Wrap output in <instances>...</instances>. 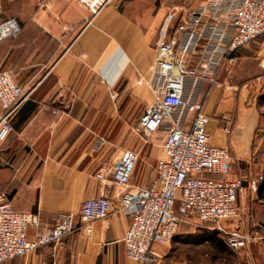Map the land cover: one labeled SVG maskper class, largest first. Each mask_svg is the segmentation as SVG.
<instances>
[{"label":"crops","instance_id":"crops-1","mask_svg":"<svg viewBox=\"0 0 264 264\" xmlns=\"http://www.w3.org/2000/svg\"><path fill=\"white\" fill-rule=\"evenodd\" d=\"M185 11L181 0H0V23L16 17L22 26L17 37L0 42V71L29 93L12 116L11 132L0 149V192L15 210L38 213L47 225L58 213L71 212L81 226L87 199L108 195L113 203L107 218L92 223L91 233L78 229L57 245L3 264H135L124 242L131 217L122 209L120 187L96 173L104 161L115 164L123 150L135 148L140 158L131 184L150 185L156 178L155 164L165 156L163 134H155L146 149L134 127L154 98L145 80L151 76L156 45L171 35ZM236 56L216 84L197 83L193 77L185 85L186 99L204 101L211 144L227 147L234 158L229 179L253 173L258 129L252 134L239 128H255L259 118L248 106V85L239 87L238 81L262 68L247 50ZM100 137L107 142L96 150ZM193 229L192 234L180 229L172 244H200L196 237L211 243L206 235L217 230ZM34 234L30 227L29 238ZM226 250H218L220 264H264V241L233 258Z\"/></svg>","mask_w":264,"mask_h":264},{"label":"built area","instance_id":"built-area-1","mask_svg":"<svg viewBox=\"0 0 264 264\" xmlns=\"http://www.w3.org/2000/svg\"><path fill=\"white\" fill-rule=\"evenodd\" d=\"M181 1L186 11L178 16L171 35L156 45L151 76L145 80L153 101L134 127L142 137L163 134L165 156L155 164L156 178L150 185L131 184L140 158L135 148L123 150L115 164L104 161L96 173L98 179L120 187L122 209L131 217L124 242L135 264H160L157 248L170 245L181 226L194 224L193 220L215 223L236 251L262 238L258 231L253 235L222 225L239 215V192L246 177L228 178L234 158L227 147L211 144L204 101L186 99L185 85L193 77L197 83L204 79L216 84L242 48L264 37V0H201L196 7L193 0ZM21 31L18 19L8 18L0 23V42ZM28 96L10 73L0 71V149L11 132L12 116ZM106 142L100 137L94 148L99 150ZM248 181L256 190L258 180ZM112 207L110 197L100 195L83 202L81 226L71 212L58 213L47 225L41 224L38 213L15 210L9 196L0 192V264L44 245H57L78 229L91 233L92 223L107 218ZM30 227L35 228L33 238L28 235Z\"/></svg>","mask_w":264,"mask_h":264},{"label":"rangeland","instance_id":"rangeland-1","mask_svg":"<svg viewBox=\"0 0 264 264\" xmlns=\"http://www.w3.org/2000/svg\"><path fill=\"white\" fill-rule=\"evenodd\" d=\"M193 1L191 2V5ZM242 49L247 50L255 62L262 64V68L260 67L261 69L258 75L238 81L239 87L243 86L244 84L248 85V91L250 92V105L248 106H254L255 110L258 112L259 118L258 130L256 131L254 143L253 173L250 176L245 175L246 181L244 183V188L247 187L248 189L246 190V193L241 194L239 192V215L234 220H226L222 221L221 223L224 225L227 222H231L234 225V227L231 229L237 228L253 235L256 233V231H258L260 237L262 238L257 239L252 243L257 244L264 241V192L262 196H260L258 193L260 183L262 180H264V37H260L257 41ZM236 93L238 94V90ZM138 138L141 143H146V149L152 146V138L142 136H138ZM249 178H256L258 180L256 190L249 187ZM192 223L194 224H183L181 226V230L185 227L189 230L188 232L192 234V230H194L193 228H196V230L206 227L216 228V224L212 222L201 223L199 220H193ZM196 239L200 244L171 243L168 246H159L157 249L162 255L160 264H220V259H222L223 256L218 251V249H216L210 242L206 243L205 240L199 237H196ZM251 245L248 248L242 250L249 249ZM228 256L233 258L239 255L232 253Z\"/></svg>","mask_w":264,"mask_h":264},{"label":"trees","instance_id":"trees-1","mask_svg":"<svg viewBox=\"0 0 264 264\" xmlns=\"http://www.w3.org/2000/svg\"><path fill=\"white\" fill-rule=\"evenodd\" d=\"M263 192H264V180H262V182L260 183V188L258 193L260 196H262ZM206 239L210 240L213 246L222 252H226L227 251L226 249H229L231 252L228 251L227 252L228 255H231L232 253L237 254V252H240L231 249L227 244L226 237L225 236L219 237L217 230L209 231L208 234L206 235Z\"/></svg>","mask_w":264,"mask_h":264},{"label":"water","instance_id":"water-1","mask_svg":"<svg viewBox=\"0 0 264 264\" xmlns=\"http://www.w3.org/2000/svg\"><path fill=\"white\" fill-rule=\"evenodd\" d=\"M240 130H243V132H245V131H251V133L253 134V133H255V131L258 129V125H256V127L255 128H252V127H249V128H246V126L245 127H241V128H239ZM250 158L252 157V151H250Z\"/></svg>","mask_w":264,"mask_h":264}]
</instances>
